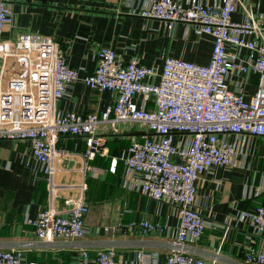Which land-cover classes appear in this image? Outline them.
<instances>
[{
    "label": "built area",
    "instance_id": "built-area-1",
    "mask_svg": "<svg viewBox=\"0 0 264 264\" xmlns=\"http://www.w3.org/2000/svg\"><path fill=\"white\" fill-rule=\"evenodd\" d=\"M240 3L150 0L145 8L131 9L144 20L155 19L168 27L184 23L196 36H210L212 51L206 65L167 57L160 69L145 67L135 57L124 62L111 48L99 47L95 71L81 77L50 37L23 31L15 41L3 39L12 16L9 0H0V140L29 141L32 157L51 166L70 155L57 145L62 136L83 137L86 158L92 160L106 154L97 134L101 124L135 123L149 133L130 142L123 160L127 170L123 184L146 199L171 206L178 225L163 262L157 251L139 250L137 264H207L193 248L207 227L196 205V183L212 168L232 167L237 143L228 138H264V16L245 8L243 19L234 22L232 15ZM241 51L251 55L243 58ZM14 69L19 72L9 75ZM235 71L258 75L252 96L230 89ZM77 81L95 91L115 93L114 105L100 115L60 114L56 102ZM138 97L145 105L137 104ZM260 164L257 191L264 192V155ZM65 204L66 210L49 206L28 221L37 243L54 245L84 237L87 203L81 197ZM235 220L250 229L243 264H264V206L238 211ZM138 226L144 234L155 228L147 219ZM224 229L226 235L229 226ZM32 245L0 249V264H21ZM81 260H88L87 251L81 252ZM93 260L120 264L113 247L100 249ZM216 262L214 258L211 264Z\"/></svg>",
    "mask_w": 264,
    "mask_h": 264
},
{
    "label": "crops",
    "instance_id": "crops-1",
    "mask_svg": "<svg viewBox=\"0 0 264 264\" xmlns=\"http://www.w3.org/2000/svg\"><path fill=\"white\" fill-rule=\"evenodd\" d=\"M149 1L9 0L12 24L2 37L15 41L23 31L50 37L60 45L67 64L77 69L81 77L95 71L99 47L111 48L117 59L124 62L135 57L145 67L160 69L167 57L206 65L212 38L196 36L192 27L184 23L168 27L158 20H144L132 14V8H145ZM201 1L206 5L220 2ZM245 8L264 16V0H241L232 15L234 22L243 19ZM241 55L248 58L251 54L241 51ZM230 79V89L245 97L252 96L257 89L256 74L241 75L235 71ZM115 98L111 91H95L77 81L68 87L55 108L60 114L100 115L114 105ZM136 102L145 105L141 97ZM130 124H101L97 134L103 139L106 154H97L92 160L86 158L83 137H60L57 145L70 155L55 160L51 166L32 157L29 141L0 140V249L33 243L24 252L21 264H96L93 259L97 251L107 247L115 248L120 264H137L135 253L139 250L157 251L159 262H163L178 218L171 206L146 199L124 186L127 170L123 160L127 148L133 139L149 134L138 124L136 128ZM228 139L237 143L232 167L212 168L196 183V205L207 227L193 248L207 264L214 258L216 264H243L250 229L238 223L235 215L244 209L264 206V192L257 191L264 138ZM81 197L89 207L84 217V237L60 240L54 245L37 243L28 221L49 206L57 211L66 210V200ZM146 219L155 228L144 234L138 224ZM226 225L229 230L224 235ZM82 251L88 253L85 263L81 260Z\"/></svg>",
    "mask_w": 264,
    "mask_h": 264
},
{
    "label": "rangeland",
    "instance_id": "rangeland-1",
    "mask_svg": "<svg viewBox=\"0 0 264 264\" xmlns=\"http://www.w3.org/2000/svg\"><path fill=\"white\" fill-rule=\"evenodd\" d=\"M130 125H132L134 128H136V124L132 123V124H130ZM140 127H141V126H140ZM141 128H142V127H141ZM256 148H257V150L260 148V142L256 143Z\"/></svg>",
    "mask_w": 264,
    "mask_h": 264
},
{
    "label": "water",
    "instance_id": "water-1",
    "mask_svg": "<svg viewBox=\"0 0 264 264\" xmlns=\"http://www.w3.org/2000/svg\"><path fill=\"white\" fill-rule=\"evenodd\" d=\"M19 71L17 69L9 71V75H13L14 73H18Z\"/></svg>",
    "mask_w": 264,
    "mask_h": 264
}]
</instances>
